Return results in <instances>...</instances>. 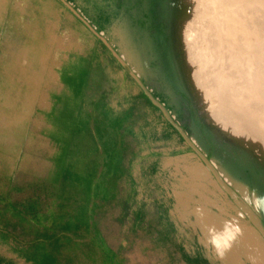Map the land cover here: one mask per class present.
<instances>
[{"label":"rangeland","instance_id":"1","mask_svg":"<svg viewBox=\"0 0 264 264\" xmlns=\"http://www.w3.org/2000/svg\"><path fill=\"white\" fill-rule=\"evenodd\" d=\"M216 1L0 0L1 261L36 264L30 257L36 243L49 245L40 234L52 226L51 211L76 214L87 205L94 208L88 234L62 239L64 255L95 240L116 253L115 264H264L238 228L261 234L250 215L264 228V0ZM84 73L76 94L67 77ZM130 105L122 128H113ZM113 147L121 166L105 175V197L85 202L81 186L58 179L71 164L83 175L96 172L97 181ZM191 162L203 164L222 191ZM32 203L45 225L17 212ZM201 205L227 225L204 234L192 211Z\"/></svg>","mask_w":264,"mask_h":264},{"label":"trees","instance_id":"2","mask_svg":"<svg viewBox=\"0 0 264 264\" xmlns=\"http://www.w3.org/2000/svg\"><path fill=\"white\" fill-rule=\"evenodd\" d=\"M85 75L86 74L84 73L81 76H76L75 80L73 77H67L70 81L72 80V85L76 94L80 93L85 84ZM78 78L80 81L77 80ZM106 116L110 117L107 112ZM112 121L113 122L111 123L114 124H111L113 128L119 129L121 127V122L118 121V118H115V120ZM67 145L68 144L65 145L66 148H64V153H62L60 161H63L68 153L69 148L67 149ZM120 154V150L116 147L110 148V150L107 151L106 160L102 163L105 170L103 171V174L99 176L102 180L98 178L96 181V172L94 171L83 175V173L72 170L71 164L62 168L60 171L61 176H59L58 179L64 184H77L81 186V192L85 196V202L86 200L89 201L90 198L96 200L103 193V197H105L106 192L103 190V184L106 183V176L108 178V174L119 171L121 161ZM93 209H91V211L87 208V205H80L76 214L65 212L58 214L57 216L51 211L53 215L50 224L52 226L50 228L43 226V233L40 234V237L43 236L47 241L49 240V245H46L45 242L41 245L36 243L37 245L34 246V253L31 254L30 258L34 259L36 264H89V258L93 259V262H95L94 264H115L116 253L108 248L103 242H96L95 240L91 243H87L86 241L81 243L80 245L83 247L76 251L75 249L72 250L70 256L64 255L62 251V249H65L66 247V244L60 243L62 239L67 240V242L70 243L73 242V237L79 236L80 238H85L88 234L87 231H89L88 228L91 227L90 220L92 218ZM16 210L19 214L25 215V217H28V215L31 217L34 216L35 218L33 220L37 225H45L42 224L44 217L36 212L38 208L34 203L25 207L22 211L19 209Z\"/></svg>","mask_w":264,"mask_h":264},{"label":"bare ground","instance_id":"3","mask_svg":"<svg viewBox=\"0 0 264 264\" xmlns=\"http://www.w3.org/2000/svg\"><path fill=\"white\" fill-rule=\"evenodd\" d=\"M197 1V0H196ZM203 1V0H202ZM214 1V0H213ZM216 1V0H215ZM227 1V0H226ZM257 1V0H256ZM200 2V1H199ZM199 2H197V3H199ZM217 2V1H216ZM219 2V1H218ZM235 2H237V0H235ZM235 2H233V3H235ZM243 2V1H242ZM241 2V3H242ZM206 3V2H205ZM211 3H212V1H211ZM224 3V2H223ZM227 3H229V2H227ZM250 3V2H249ZM248 3V4H249ZM191 4V3H190ZM190 4H184L183 6H182V11L183 12H188V9H190V7H188V6H190ZM194 4V3H193ZM201 4V3H200ZM208 4V3H207ZM213 4V3H212ZM259 4V3H258ZM196 5V4H195ZM246 5V4H245ZM218 6H220V5H218ZM195 7V6H194ZM201 7V5L199 6V8ZM214 7V6H213ZM212 7V8H213ZM222 7V6H221ZM225 7H226V5H225ZM201 9H203V8H201ZM200 9V10H201ZM214 9V8H213ZM256 9V8H255ZM220 10V9H219ZM223 10V9H222ZM227 10V9H226ZM239 10V9H238ZM199 11V10H198ZM206 11V10H205ZM214 11V10H213ZM216 11V10H215ZM214 11V12H215ZM197 12V11H196ZM211 13H212V11H210ZM251 12V11H250ZM221 13H223V12H221ZM220 13V14H221ZM236 13V12H235ZM207 14V13H206ZM227 14V13H226ZM264 14V13H263ZM186 15V14H185ZM203 15V14H202ZM211 15H213V14H211ZM228 15V14H227ZM201 16V15H200ZM203 16H205V15H203ZM209 16V15H208ZM220 16V15H219ZM225 16V15H224ZM223 16V17H224ZM252 16V15H251ZM186 17H188V15L186 16ZM233 17V16H232ZM210 18V17H209ZM229 18V17H228ZM235 18V17H234ZM239 18V17H238ZM243 18V17H242ZM188 19V18H187ZM200 19H202V18H200ZM213 19H215L214 17L213 18H211V20H213ZM218 19V18H217ZM216 19V20H217ZM236 19V18H235ZM263 19V18H262ZM219 20V19H218ZM228 20V19H227ZM238 20V19H237ZM186 21V20H185ZM220 21V20H219ZM222 21V20H221ZM220 21V22H221ZM225 21V20H224ZM213 22V21H212ZM211 22V23H212ZM218 22V21H217ZM223 22V21H222ZM230 22H233L232 20L230 21ZM261 22V21H260ZM224 23V22H223ZM226 23H227V21H226ZM229 23V22H228ZM212 24H214L215 25V23L213 22ZM218 24V23H217ZM225 24V23H224ZM236 24V23H235ZM233 25V24H232ZM237 25V24H236ZM243 25H245V23H243ZM210 26V25H209ZM222 26V25H221ZM229 26H230V24H229ZM235 26V25H234ZM238 26V25H237ZM216 27V26H215ZM240 27V29H241V26H239ZM263 27V26H262ZM217 28V27H216ZM223 28V27H222ZM221 28V29H222ZM243 28V27H242ZM207 29V28H206ZM224 29V28H223ZM222 29V30H223ZM236 30H237V27L235 28ZM234 29V30H235ZM239 29V28H238ZM190 30V29H189ZM218 30H220L219 29V27H218ZM225 30H227L226 28H225ZM245 30V29H244ZM228 31V30H227ZM238 31V30H237ZM242 31V30H241ZM240 31V32H241ZM243 32V31H242ZM245 32V31H244ZM246 32H248V31H246ZM235 33V32H234ZM238 33V32H237ZM258 33H259V31H258ZM227 34H228V32H227ZM232 34H233V32H232ZM231 34V35H232ZM203 35V34H202ZM251 35V34H250ZM223 36V35H222ZM222 36H220V37H222ZM230 36V35H229ZM234 36V35H233ZM236 36V35H235ZM190 37V36H189ZM206 37V36H205ZM219 37V39L221 40V38ZM240 37V36H239ZM259 37V36H258ZM222 38H224V37H222ZM237 38H238V35H237ZM209 39V38H208ZM215 39V38H214ZM227 39V38H226ZM236 39V38H235ZM217 40V39H216ZM248 40H249V38H248ZM234 41V40H233ZM246 41V40H245ZM259 41V40H258ZM217 42H219V41H217ZM225 42V41H224ZM260 42V41H259ZM201 43V42H200ZM230 43V42H229ZM237 43V42H236ZM248 43V42H247ZM202 44V43H201ZM207 44H208V42H207ZM240 44V43H239ZM245 44V43H244ZM203 45V44H202ZM220 45V44H219ZM248 45V44H247ZM202 47V46H201ZM211 47V46H210ZM235 47V46H234ZM238 47V46H237ZM248 47V46H247ZM246 47V48H247ZM200 48V47H199ZM245 48V49H246ZM239 49V48H238ZM247 50V49H246ZM246 50H244V52L243 53H245V51ZM203 51V50H202ZM204 51H205V49H204ZM210 51V50H209ZM212 51H210V53H211ZM241 52V51H240ZM196 53V52H195ZM206 55V54H205ZM260 55V54H259ZM191 56V55H190ZM254 56V55H253ZM197 57V56H196ZM226 57V56H225ZM259 57V56H258ZM218 58V57H217ZM237 58H238V56H237ZM241 58V57H240ZM255 58V57H254ZM196 60H197V58H195ZM219 59V58H218ZM263 59V58H262ZM205 60V59H204ZM203 60V61H204ZM260 59H258V62L257 63H259L260 61H259ZM193 61V60H192ZM198 61V60H197ZM222 61V60H221ZM255 61V60H254ZM207 62V61H206ZM239 62V61H238ZM247 62V61H246ZM205 63V62H204ZM218 63V62H217ZM246 64V63H245ZM249 64V63H248ZM252 64H253V62H252ZM258 65V64H257ZM259 65H262V64H259ZM248 66V65H247ZM250 66H251V64H250ZM249 67V66H248ZM247 67V68H248ZM261 67V66H260ZM258 68V67H257ZM256 68V69H257ZM262 68V67H261ZM203 69H204V67H203ZM253 69V68H252ZM264 69V68H263ZM205 70H206V68H205ZM250 70V69H249ZM246 72H247V70H246ZM245 72V73H246ZM249 72V71H248ZM251 73V72H250ZM249 73V74H250ZM248 74V73H247ZM248 74V75H249ZM247 75V76H248ZM258 75V74H257ZM260 75V74H259ZM262 75V74H261ZM245 77V76H244ZM250 77V76H249ZM258 78H260L259 76H258ZM206 80V79H205ZM231 81V80H230ZM232 82H233V80H232ZM221 83V82H220ZM225 83V82H224ZM264 85V84H263ZM260 86H261V84H260ZM220 88V87H219ZM208 89H209V87H208ZM235 90V89H234ZM263 91V90H262ZM215 94H217V93H215ZM219 95V94H218ZM204 97H206V96H204ZM241 98V97H240ZM239 98V99H240ZM221 99V98H220ZM244 99V98H243ZM246 101V100H245ZM242 103V102H241ZM236 104H238V103H236ZM239 105V104H238ZM241 105H244V104H241ZM240 105V106H241ZM234 139V138H233ZM229 140L230 139H228V142H229ZM232 140V139H231ZM233 141V140H232ZM200 143H201V145L203 146L204 144H203V142H202V140L200 141ZM230 144H231V142H230ZM233 144H237V142H233ZM225 146V145H224ZM223 148V147H222ZM216 149H217V146H216ZM225 149V148H224ZM225 153H227L226 152V150H225ZM225 153H223V154H225ZM227 155V154H226ZM227 157V156H226ZM245 159V158H244ZM198 161V160H197ZM246 161H247V163H249V161L246 159ZM230 163H232V162H230ZM234 164V163H233ZM233 164H231V166H229L230 168H228L231 172H232V168H234L235 169V167H233ZM227 167V166H226ZM238 168H240L238 171L240 172V171H242L243 172V169L241 170V167H237V169ZM190 169H194V170H196V171H198V172H200V173H202L201 175L203 176V178H208V179H210V182H212L220 191H222V189H221V187L219 186V184H218V182L212 177V175H211V173L209 172V170H207V168L203 165V164H201L200 162H191L190 163ZM193 170V171H194ZM236 170V169H235ZM196 171H194V172H196ZM225 171V170H224ZM230 171H229V173H227V175H229L230 174ZM193 172V173H194ZM223 172V171H222ZM227 172V169H226V171H225V173ZM192 173V174H193ZM224 173V174H225ZM199 174V173H198ZM198 174H197V172L195 173V176L197 175L198 176ZM232 174V173H231ZM235 174H236V171H235ZM239 174V173H238ZM200 175V174H199ZM243 175V174H242ZM229 176H231V175H229ZM235 175H233V177H234ZM246 176V175H245ZM255 176V175H254ZM253 176V177H254ZM193 177V176H192ZM201 177V176H200ZM194 178V177H193ZM230 178V177H229ZM258 180V179H257ZM257 183V182H256ZM255 184V183H254ZM194 186H195V184H193ZM257 185H258V183H257ZM259 186V185H258ZM242 187V186H241ZM259 189H260V187H259ZM254 190H256L255 188H254ZM258 190V189H257ZM263 191V190H262ZM184 192V191H183ZM191 192V191H190ZM256 192V191H255ZM257 192H259V191H257ZM185 193V192H184ZM183 193V194H184ZM262 192H260V194H261ZM255 194V193H254ZM186 197V196H185ZM261 197H263V194L261 195ZM189 198V197H188ZM182 199V198H181ZM178 200V203L180 204V203H183L184 204V202L182 201V200ZM186 199V198H185ZM184 200V199H183ZM186 201V200H185ZM187 207V206H186ZM192 211L193 212H195L196 213V215H197V223L200 225V227H201V229H202V231H203V233L204 234H207L208 232H210L209 230L211 229V227H213V225H217V222L218 223H220V225H227V223H225L224 221H222V220H220L219 221V218H218V215L216 214V213H213V212H211L208 208H206L204 205H201V206H199V207H195V208H193L192 209ZM242 224H240V227H238L239 228V230L240 229H242V230H244L245 232H246V234H248V236L249 237H251L252 239H253V241H255V243H256V245H257V247H258V251H260V254H261V256H260V258L262 259V261L264 262V237L254 228V227H252V226H241ZM236 226V225H235ZM239 226V225H238ZM234 228H237V227H234ZM241 230V231H242ZM235 231V230H234ZM231 232V231H230ZM229 234V233H228ZM235 234V233H234ZM241 234H242V232H241ZM236 235V234H235ZM237 236V235H236ZM247 236V235H246ZM228 237V236H227ZM229 237H231V236H229ZM228 237V238H229ZM226 238V237H225ZM227 239V238H226ZM232 239V238H231ZM234 239V238H233ZM236 239V238H235ZM238 241V240H237ZM234 242V241H233ZM221 244V243H220ZM237 244V243H236ZM235 245V244H234ZM237 247H238V245H237ZM255 247V246H254ZM256 247V248H257ZM223 249V248H222ZM226 249V248H225ZM224 250V249H223ZM225 251V250H224ZM231 253V252H230ZM223 255V254H222ZM229 255V254H228ZM230 255H232V254H230ZM229 255V256H230ZM234 255V254H233ZM225 256V255H224ZM228 256V257H229ZM237 256V255H236ZM226 257H227V255H226ZM238 257V256H237ZM228 259V258H227ZM226 259V260H227ZM259 261H261V260H259ZM230 262H231V264H244L240 259H238V258H232V259H230ZM226 264H229L228 262L226 263Z\"/></svg>","mask_w":264,"mask_h":264},{"label":"water","instance_id":"4","mask_svg":"<svg viewBox=\"0 0 264 264\" xmlns=\"http://www.w3.org/2000/svg\"><path fill=\"white\" fill-rule=\"evenodd\" d=\"M86 23V22H85ZM88 25V24H87ZM140 86L142 87L143 91L145 92V94L148 96V98L151 100V102L157 106L158 108H160L163 113L165 114L166 118L168 119V121L181 133V135L184 137V139L187 141V143L190 145V147L196 151L198 153V155L201 157V159L205 162V164L207 165V167L214 173V175L216 176L217 180L219 181V183L229 192L231 193V191L224 185L223 181L221 180V178L216 174V172L213 170L212 166L210 165V162L207 160V158L200 153L195 147L194 145L191 143V141L189 140V138L185 135L183 129L177 124L175 123L171 117L169 116V113L167 111V109L147 90L146 87L143 86V84L138 80ZM239 203V202H238ZM240 204V203H239ZM241 205V204H240ZM252 221L254 222V224L257 226V228L261 231V234H263L262 236H264V228L262 225H260V221H258L257 219H254L252 215H250Z\"/></svg>","mask_w":264,"mask_h":264},{"label":"flooded vegetation","instance_id":"5","mask_svg":"<svg viewBox=\"0 0 264 264\" xmlns=\"http://www.w3.org/2000/svg\"><path fill=\"white\" fill-rule=\"evenodd\" d=\"M116 52H118L117 50H116ZM142 94L145 96V94L142 92ZM146 97V96H145ZM147 98V97H146ZM131 111H132V107H131V105L124 111V112H122V113H120L119 114V116H117V118H118V121H120L121 123V127L120 128H122V125H123V123H124V121H126L127 119H128V117L131 115ZM168 120V119H167ZM168 123H170V122H168ZM170 126L174 129V130H176V132L181 136V137H183L182 135H181V133L170 123ZM180 126V125H179ZM181 127V126H180ZM182 128V127H181ZM183 131H184V128H183ZM184 138V137H183ZM185 140V139H184ZM186 141V140H185ZM187 142V141H186ZM190 146V145H189ZM190 149H192L191 147H190ZM193 150V149H192ZM196 152V151H195ZM198 154V153H197ZM201 159V158H200ZM202 160V159H201ZM203 161V160H202ZM204 162V161H203ZM205 163V162H204Z\"/></svg>","mask_w":264,"mask_h":264},{"label":"crops","instance_id":"6","mask_svg":"<svg viewBox=\"0 0 264 264\" xmlns=\"http://www.w3.org/2000/svg\"><path fill=\"white\" fill-rule=\"evenodd\" d=\"M0 264H16V262H9V261H1L0 260Z\"/></svg>","mask_w":264,"mask_h":264},{"label":"clouds","instance_id":"7","mask_svg":"<svg viewBox=\"0 0 264 264\" xmlns=\"http://www.w3.org/2000/svg\"><path fill=\"white\" fill-rule=\"evenodd\" d=\"M237 231H238V230H237ZM216 245H217V247H220V244H219L218 242H216ZM224 247H225V248L230 247V244L225 243V244H224Z\"/></svg>","mask_w":264,"mask_h":264}]
</instances>
